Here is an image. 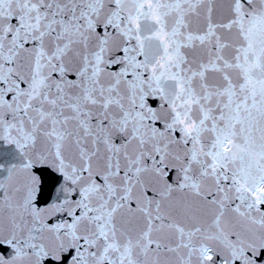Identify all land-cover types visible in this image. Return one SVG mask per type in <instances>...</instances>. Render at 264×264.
I'll list each match as a JSON object with an SVG mask.
<instances>
[{"label": "snow or ice", "instance_id": "1", "mask_svg": "<svg viewBox=\"0 0 264 264\" xmlns=\"http://www.w3.org/2000/svg\"><path fill=\"white\" fill-rule=\"evenodd\" d=\"M0 264H264V0H0Z\"/></svg>", "mask_w": 264, "mask_h": 264}]
</instances>
